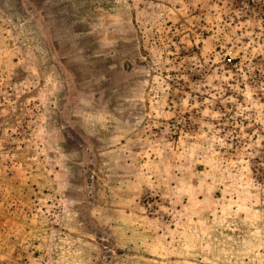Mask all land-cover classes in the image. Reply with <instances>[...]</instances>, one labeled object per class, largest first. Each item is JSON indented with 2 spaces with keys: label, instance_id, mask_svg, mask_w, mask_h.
<instances>
[{
  "label": "rangeland",
  "instance_id": "rangeland-1",
  "mask_svg": "<svg viewBox=\"0 0 264 264\" xmlns=\"http://www.w3.org/2000/svg\"><path fill=\"white\" fill-rule=\"evenodd\" d=\"M0 264H264V0H0Z\"/></svg>",
  "mask_w": 264,
  "mask_h": 264
}]
</instances>
